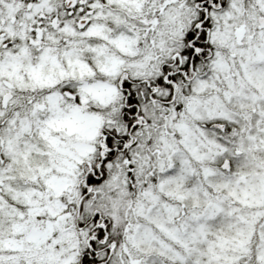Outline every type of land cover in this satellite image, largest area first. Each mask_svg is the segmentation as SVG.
I'll return each instance as SVG.
<instances>
[{"label":"snow or ice","instance_id":"1","mask_svg":"<svg viewBox=\"0 0 264 264\" xmlns=\"http://www.w3.org/2000/svg\"><path fill=\"white\" fill-rule=\"evenodd\" d=\"M0 264H264V0H0Z\"/></svg>","mask_w":264,"mask_h":264}]
</instances>
